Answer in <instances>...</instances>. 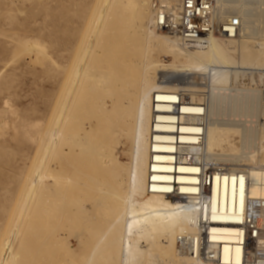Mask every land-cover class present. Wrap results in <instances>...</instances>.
<instances>
[{
	"label": "bare ground",
	"instance_id": "1",
	"mask_svg": "<svg viewBox=\"0 0 264 264\" xmlns=\"http://www.w3.org/2000/svg\"><path fill=\"white\" fill-rule=\"evenodd\" d=\"M163 1L168 6L179 3ZM249 1L217 0V20L238 25V32L234 38L213 34L194 46L157 31L155 0H105L104 16L95 28L82 8L68 11L85 27L65 69L64 151L82 162L96 150L112 179L100 193L115 200L120 213L83 264L104 259L109 245L103 244L118 226L125 229L117 242L157 236L168 256L166 264H248L242 225L249 212L262 230L251 252L264 251V169L259 167L264 159L249 169L227 165L245 158L231 151L264 149L263 125L258 122L244 133L236 129L241 127L238 121L227 119L264 116V0ZM250 9L258 24L254 32L245 25ZM132 44L142 59L136 65L129 59ZM158 53L170 55L174 63L163 64ZM95 59L99 66L94 79L102 105L93 106L95 119L90 121L86 104L77 103ZM169 69L174 75L165 77ZM197 71L209 77L207 95L199 91L197 80L205 78L195 75ZM248 74L253 77L251 87H239L237 79L246 80ZM113 78L115 84L108 88ZM120 124L128 130L118 131ZM234 134L241 136L240 142L232 140ZM118 135L131 143L126 166L114 156L111 138ZM213 162L217 165L212 168ZM124 187L126 196L121 195ZM138 197L147 199L138 201ZM206 225L207 237L202 232ZM206 238L217 244V262L200 257V244Z\"/></svg>",
	"mask_w": 264,
	"mask_h": 264
},
{
	"label": "rangeland",
	"instance_id": "2",
	"mask_svg": "<svg viewBox=\"0 0 264 264\" xmlns=\"http://www.w3.org/2000/svg\"><path fill=\"white\" fill-rule=\"evenodd\" d=\"M104 5L105 0H0V264H83L95 241L120 214L116 201L100 193L99 189L107 188L112 179L96 150L77 162L75 157L66 155L63 145L61 106L67 88L65 69L72 63L80 32L85 27L68 16V11L82 8L86 20L91 19L95 28L104 16ZM248 12L256 14L252 9ZM251 14L245 16V25L254 32L258 24L256 15ZM128 50L133 52L131 63L139 64L142 59L135 54L136 47L132 44ZM157 55L163 64L174 63L168 54ZM94 62L85 93L77 103L86 104L90 121L95 119L93 106L102 105V94L94 79L99 65L97 59ZM172 72L169 69L163 75H174ZM202 73L198 75L205 80L197 83L199 91L207 95L211 84L207 73ZM245 77L246 80L241 76L236 82L241 83L239 87L250 88L253 77L251 74ZM114 84L113 78L107 87ZM227 119L238 121L241 127L236 129L244 133L258 122L264 126V116ZM127 128L120 124L116 129L127 131ZM240 138L239 134L232 136L236 143ZM111 143L120 165H128L130 140L118 135L111 138ZM229 153L245 157L243 162L228 163L230 168L237 165L249 169L264 159V149L255 147ZM254 156L256 160L252 162ZM216 163H212V168ZM259 167L264 169V162ZM121 195H127L126 187ZM115 229L103 244L109 245L104 259L97 264H166L168 256L157 236L133 243L117 242L116 237L125 228Z\"/></svg>",
	"mask_w": 264,
	"mask_h": 264
},
{
	"label": "built area",
	"instance_id": "3",
	"mask_svg": "<svg viewBox=\"0 0 264 264\" xmlns=\"http://www.w3.org/2000/svg\"><path fill=\"white\" fill-rule=\"evenodd\" d=\"M216 1L179 0L177 6H168L163 0H155V28L157 31L168 34L191 46L196 45L199 39H204L213 34L234 38L238 32V25L217 20ZM242 228L243 233L245 232L247 236L246 262L248 264H264V251L256 255L251 252L259 240L262 230L250 212L245 216ZM208 229L209 225H206L202 230L205 237L210 232ZM218 252L217 244L211 242L210 239L206 238L201 241L200 257L205 261L217 262Z\"/></svg>",
	"mask_w": 264,
	"mask_h": 264
}]
</instances>
